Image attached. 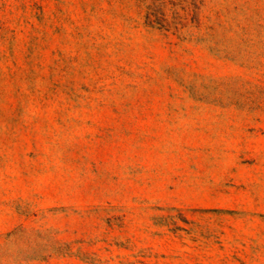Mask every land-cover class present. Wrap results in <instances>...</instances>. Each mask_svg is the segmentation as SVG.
I'll return each mask as SVG.
<instances>
[{
	"label": "rangeland",
	"instance_id": "374dc122",
	"mask_svg": "<svg viewBox=\"0 0 264 264\" xmlns=\"http://www.w3.org/2000/svg\"><path fill=\"white\" fill-rule=\"evenodd\" d=\"M0 264H264V0H0Z\"/></svg>",
	"mask_w": 264,
	"mask_h": 264
}]
</instances>
